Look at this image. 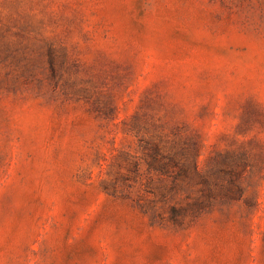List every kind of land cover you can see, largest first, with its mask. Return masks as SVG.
<instances>
[{
  "label": "rangeland",
  "instance_id": "1",
  "mask_svg": "<svg viewBox=\"0 0 264 264\" xmlns=\"http://www.w3.org/2000/svg\"><path fill=\"white\" fill-rule=\"evenodd\" d=\"M0 264H264V0H0Z\"/></svg>",
  "mask_w": 264,
  "mask_h": 264
}]
</instances>
